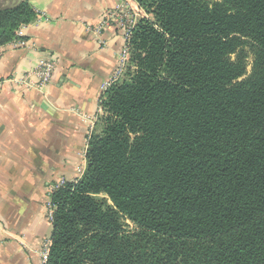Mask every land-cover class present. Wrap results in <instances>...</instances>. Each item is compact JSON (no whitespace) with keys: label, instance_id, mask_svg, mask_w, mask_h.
<instances>
[{"label":"trees","instance_id":"16d2710c","mask_svg":"<svg viewBox=\"0 0 264 264\" xmlns=\"http://www.w3.org/2000/svg\"><path fill=\"white\" fill-rule=\"evenodd\" d=\"M135 1L44 264H264V0ZM35 19L30 0L0 6V46Z\"/></svg>","mask_w":264,"mask_h":264},{"label":"crops","instance_id":"0c3cea01","mask_svg":"<svg viewBox=\"0 0 264 264\" xmlns=\"http://www.w3.org/2000/svg\"><path fill=\"white\" fill-rule=\"evenodd\" d=\"M118 1L30 0L48 17L23 30L36 48L0 46V264H41V244L51 233L46 192L84 164L88 124L81 117L96 113L122 42L116 28L97 38L86 26H96ZM42 54L57 60L49 84L37 90L12 81Z\"/></svg>","mask_w":264,"mask_h":264},{"label":"built area","instance_id":"2783aa9c","mask_svg":"<svg viewBox=\"0 0 264 264\" xmlns=\"http://www.w3.org/2000/svg\"><path fill=\"white\" fill-rule=\"evenodd\" d=\"M36 12V19L33 21L34 23H38L40 21H47L48 17L45 12ZM143 10L139 7L135 0H119L117 4L114 5L111 10L106 11L102 20L94 27L86 26L88 30H90L93 34L100 36L101 31L104 28H116L121 33L122 42L121 45L116 52V65L112 75L104 80L100 85L101 94L98 98V105L96 113L93 116L82 115V120L87 122L88 124V133H87V141L85 145V149L82 152L83 164H80L76 168V175L71 178H60L58 181L52 183L46 192L45 199V211L46 216L50 222L53 219V209L54 205L51 201V197L53 192H55L58 188L64 186L69 182H76L83 174L85 168V154L87 149L88 139L91 133L94 130L95 122L99 114L103 113V109L101 106L102 96L106 89L112 84L118 82L124 76L128 64H129V42L132 34V30L135 27L138 19L142 16ZM27 25H21L15 32L17 38L7 44L15 48H36V44L33 41L27 40L23 35V30ZM99 42H102L99 39ZM57 69V60L48 56L47 54H42L37 62L35 67L31 72L27 74L13 78L12 81L23 86L27 89L34 88L37 90H42L47 84H49L53 78V75ZM21 245H24L22 240L19 241ZM51 241L50 238H46L43 240L40 249V258L41 264H44L49 252Z\"/></svg>","mask_w":264,"mask_h":264},{"label":"rangeland","instance_id":"374dc122","mask_svg":"<svg viewBox=\"0 0 264 264\" xmlns=\"http://www.w3.org/2000/svg\"><path fill=\"white\" fill-rule=\"evenodd\" d=\"M12 3V0H3L1 3H0V6H6V5H10ZM142 16H145V13H142ZM250 62H251V56H249L248 58H247V63H248V65H247V70L249 71L250 70ZM104 113H101V114H99L98 115V117H97V119H96V122H95V127H94V129H98V128H100V117L103 115ZM83 166H84V164H83ZM63 178V177H62ZM65 178V177H64ZM99 197H104V194H102V193H100L99 195H98ZM108 203H110V201L108 200ZM123 222H124V224L126 225V227H127V229H130V230H134L136 227H135V225L133 224V223H131V221H129L128 219H125V218H123Z\"/></svg>","mask_w":264,"mask_h":264}]
</instances>
